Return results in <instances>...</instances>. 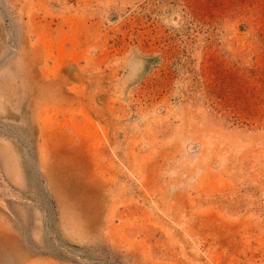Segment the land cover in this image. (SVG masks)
Masks as SVG:
<instances>
[{
	"label": "rangeland",
	"instance_id": "374dc122",
	"mask_svg": "<svg viewBox=\"0 0 264 264\" xmlns=\"http://www.w3.org/2000/svg\"><path fill=\"white\" fill-rule=\"evenodd\" d=\"M0 264H264V0H0Z\"/></svg>",
	"mask_w": 264,
	"mask_h": 264
}]
</instances>
